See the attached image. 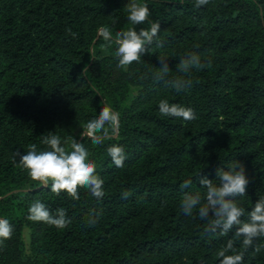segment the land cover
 Returning a JSON list of instances; mask_svg holds the SVG:
<instances>
[{
    "label": "trees",
    "instance_id": "1",
    "mask_svg": "<svg viewBox=\"0 0 264 264\" xmlns=\"http://www.w3.org/2000/svg\"><path fill=\"white\" fill-rule=\"evenodd\" d=\"M127 2L0 0V219L13 226L0 245V264H220L218 252L229 240L243 252V264H264V237L245 250L235 227L224 235L206 232L209 221L198 209L187 216L180 208L185 180L192 184L184 192L203 195L199 177L214 179L217 168L234 161L250 181L246 194L233 198L245 210L243 222L264 197V0L200 7L195 0H137L151 13L138 25L128 20ZM156 21L162 45L154 41L139 63L117 67L116 46H106L100 29L107 26L114 38ZM190 52L211 66L193 69L183 91L155 78L158 57L168 58L170 80ZM161 100L192 108L196 119L162 115ZM103 101L120 114V127L96 145L80 133ZM50 134L69 150L73 139L84 143L104 181L102 199L85 188L79 200L57 196L14 163L30 144L47 150L41 141ZM112 144L125 150L123 167L107 153ZM35 200L52 212L66 209L71 223L57 228L28 220ZM93 210L102 215L89 227ZM24 224L32 262L22 254Z\"/></svg>",
    "mask_w": 264,
    "mask_h": 264
},
{
    "label": "clouds",
    "instance_id": "2",
    "mask_svg": "<svg viewBox=\"0 0 264 264\" xmlns=\"http://www.w3.org/2000/svg\"><path fill=\"white\" fill-rule=\"evenodd\" d=\"M210 0H195V6L207 5ZM128 12V20L133 25L143 24L148 21L150 10L147 4L138 3L137 0H128L125 5ZM150 29L141 28L139 31L129 28L113 34L107 26L100 29V35L106 42L107 47L113 44L116 46L115 56L118 59L117 67L127 70L133 62L139 63L141 56L148 51L147 45L154 41L158 46L162 42L158 41L160 24L158 21L150 22ZM68 34L75 37V33L68 29ZM95 47L90 50L91 58L95 59ZM159 67L155 78L164 80L165 83L175 92L183 91L191 81L188 77L193 69L201 70L211 66V59L207 64L201 63V57L196 52H190L182 57L176 65L175 71L179 74L167 80L172 68L166 56L158 57ZM84 73L87 72L85 68ZM99 114L87 122L83 127L80 136L89 137L93 144L99 145L106 138L109 132L113 135L118 133L120 127V114L113 111L106 101H103ZM160 113L164 116L182 118L185 121L196 119L192 108L179 104H170L167 100L159 102ZM42 144L47 145V150H37L36 144H30L25 153L17 152L18 162L14 158V163L18 167L27 170L29 177L33 181H38L44 187L50 186V191L59 196L61 192H66L73 200H79V189H87L93 197L100 200L104 197L103 179L96 172V165L89 160V150L84 143L72 140L70 150L61 144L58 135L50 134L44 136ZM107 153L111 157L116 167H123L126 154L123 146L112 144L107 148ZM245 166L239 161L229 164L227 169L219 167L215 171V178L209 179L206 175L199 177L201 188L205 189L203 195L200 192H184L190 188L191 179L185 180L180 189L183 192L180 208L184 215L192 216L193 210L198 209L200 219H207L206 232L219 231L222 235L227 234L235 227V236L243 237L242 246L246 250L253 245L257 238L264 237V197L258 199L254 207L248 212L247 222H243L241 217L245 215V210L238 205L234 197L244 196L249 184ZM127 198L129 193H123ZM102 212L90 211L87 220L89 227L95 226ZM27 219L34 222H44L57 228H64L71 223L67 211L58 208L52 212L39 200L33 201L28 208ZM13 226L7 219H0V245L4 241L11 239ZM260 251V246L255 248ZM232 252V254H228ZM220 264H243V252H236L232 240H229L226 247L218 252Z\"/></svg>",
    "mask_w": 264,
    "mask_h": 264
},
{
    "label": "rangeland",
    "instance_id": "3",
    "mask_svg": "<svg viewBox=\"0 0 264 264\" xmlns=\"http://www.w3.org/2000/svg\"><path fill=\"white\" fill-rule=\"evenodd\" d=\"M31 243V230L29 226L24 224L22 229V254L23 258L29 261H33V255L30 248Z\"/></svg>",
    "mask_w": 264,
    "mask_h": 264
}]
</instances>
